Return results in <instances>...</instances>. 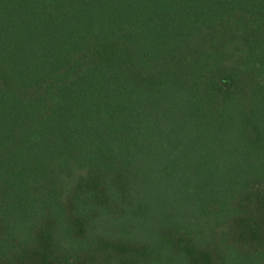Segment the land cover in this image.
Segmentation results:
<instances>
[{
  "label": "trees",
  "instance_id": "trees-1",
  "mask_svg": "<svg viewBox=\"0 0 264 264\" xmlns=\"http://www.w3.org/2000/svg\"><path fill=\"white\" fill-rule=\"evenodd\" d=\"M0 264H264V0H0Z\"/></svg>",
  "mask_w": 264,
  "mask_h": 264
},
{
  "label": "rangeland",
  "instance_id": "rangeland-1",
  "mask_svg": "<svg viewBox=\"0 0 264 264\" xmlns=\"http://www.w3.org/2000/svg\"><path fill=\"white\" fill-rule=\"evenodd\" d=\"M155 109V108H154Z\"/></svg>",
  "mask_w": 264,
  "mask_h": 264
}]
</instances>
